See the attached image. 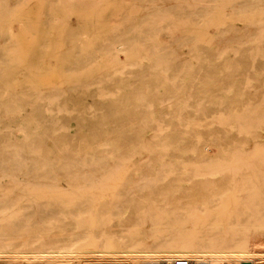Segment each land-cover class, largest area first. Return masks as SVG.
<instances>
[{
	"label": "bare ground",
	"instance_id": "bare-ground-1",
	"mask_svg": "<svg viewBox=\"0 0 264 264\" xmlns=\"http://www.w3.org/2000/svg\"><path fill=\"white\" fill-rule=\"evenodd\" d=\"M101 1L45 0L30 31L67 87L17 102L0 75V264H264V0H116L71 29Z\"/></svg>",
	"mask_w": 264,
	"mask_h": 264
},
{
	"label": "rangeland",
	"instance_id": "rangeland-1",
	"mask_svg": "<svg viewBox=\"0 0 264 264\" xmlns=\"http://www.w3.org/2000/svg\"><path fill=\"white\" fill-rule=\"evenodd\" d=\"M101 2L96 4L95 7L90 5V3L88 2H85L79 11H70V13L72 14L67 18V21L69 22V24H71V29L75 30V28H77V26L75 25H77V22L80 20L98 21L99 19H103V13L108 10H106V8L108 6L110 7V5L113 6L116 0H102ZM11 4V6H9L7 10V13L9 15L6 18H0V28L2 27V25L8 24L6 28L9 31V36L14 39V41H9L8 43H3L2 45H0L1 50L4 51L8 49L12 51L10 59L6 60L3 57H0V75L5 78H10L11 75L17 76L18 80L16 81V83H14V85L18 89L6 92V97L3 95V98L10 97L15 101L20 102L22 93L26 90L31 89V87L33 86L34 88H49L51 86H58L60 88L67 87V84H69V82L67 81V77H65V75L63 74L61 65L58 64V58H55V56H59L60 48H56L58 50L56 51L53 58H43L39 62L36 61L35 64H37L38 62L37 69L31 67L34 62L31 52L32 49H34L33 46L38 45L36 43V39L38 38V36L37 34H33L30 31L40 28L39 23H41V21L43 20L42 13L45 9V0H14L11 2ZM98 8L99 10H97ZM96 13H98V16H96ZM78 14H84V16ZM88 29L89 28L81 29L83 30L82 34L83 36L88 35L87 38L91 39L94 33L88 32ZM206 35L207 37L205 38V41L210 43L211 40L216 37L217 29L215 27L210 28L208 30V34ZM120 60H122L123 62L129 61L124 58H120ZM101 63L102 62L100 60L97 62L99 66L101 65ZM97 64L95 65L97 66ZM107 66H110V64ZM22 98L26 100L30 99L31 97H26V95L23 93ZM216 110L219 111V108L216 107ZM19 132L20 131H17L16 135H19L20 137L21 132L20 134ZM123 172H121V174H119V172V175L117 176L119 178L120 176L122 177ZM113 187L114 186H110V188ZM72 256L73 255H71L70 257H65V260H62L61 262L63 264H67V261L71 260L76 264V259ZM242 264L249 263L243 262Z\"/></svg>",
	"mask_w": 264,
	"mask_h": 264
},
{
	"label": "built area",
	"instance_id": "built-area-1",
	"mask_svg": "<svg viewBox=\"0 0 264 264\" xmlns=\"http://www.w3.org/2000/svg\"><path fill=\"white\" fill-rule=\"evenodd\" d=\"M154 264H208V262L202 258L193 259L183 256H168L159 258Z\"/></svg>",
	"mask_w": 264,
	"mask_h": 264
}]
</instances>
